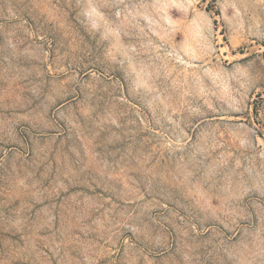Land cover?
<instances>
[{
	"label": "rangeland",
	"instance_id": "rangeland-1",
	"mask_svg": "<svg viewBox=\"0 0 264 264\" xmlns=\"http://www.w3.org/2000/svg\"><path fill=\"white\" fill-rule=\"evenodd\" d=\"M0 264H264V0H0Z\"/></svg>",
	"mask_w": 264,
	"mask_h": 264
}]
</instances>
